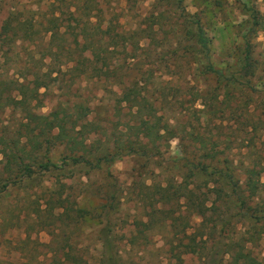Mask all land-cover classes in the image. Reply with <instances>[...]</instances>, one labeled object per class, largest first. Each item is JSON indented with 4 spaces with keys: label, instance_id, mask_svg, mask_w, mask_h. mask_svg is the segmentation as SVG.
Returning a JSON list of instances; mask_svg holds the SVG:
<instances>
[{
    "label": "rangeland",
    "instance_id": "1",
    "mask_svg": "<svg viewBox=\"0 0 264 264\" xmlns=\"http://www.w3.org/2000/svg\"><path fill=\"white\" fill-rule=\"evenodd\" d=\"M54 1L0 0V149H5L6 153H0V159H3L0 162V264H39L29 259L42 249L35 241L49 243L52 237L49 230L39 229L38 209L50 206V200L59 196H68L70 201H77L92 210L94 217L77 226L66 219L67 230L72 233L71 241H77L78 246L84 249L82 254L91 264L100 263L103 255L100 238L104 236L102 229L109 219L112 230L108 232V237L116 245L110 244L106 252L113 253L120 264H228L231 253L226 254L225 250L229 251L236 243L240 229H247L246 239L254 238L247 242L254 259L249 264H264V227L259 232L256 225L252 227L253 218L239 216L237 202L241 193L229 189L217 194L209 190L213 183L220 185L216 176L198 173L186 180L190 187L197 188L198 195L207 198V202L216 200L220 205L222 201H227L228 207H222L221 212L210 211L206 218H192L193 226L189 233L201 227L199 224H203L207 231L213 225L220 229L225 215L226 219H231L227 226L228 235L219 237L215 233L207 237L209 245L212 243L214 246L212 250H203L201 238H198L199 244L195 247L189 246V238L176 233L170 227L171 220L161 221L162 215L157 217L158 222L150 230L141 232L143 226H138L134 235L135 239L138 238L136 243L129 241L130 234L127 232L136 218L147 220L146 214L152 211V203L159 197L156 185L162 183L165 187L171 185L168 181L179 185L184 182L183 175L188 173L185 157L193 163L203 164L207 161L203 158L219 150L216 155L229 158L237 165L234 164L235 171L241 181L245 179L242 163L261 169L264 181V128L255 135L247 130L251 119H257L261 114L264 118V31H259L253 38L255 72L246 77L256 91L250 96H243L244 99L238 102L234 101L237 105L234 109L218 102L220 100L204 106L200 95L216 89L217 80L211 74H199L201 63L193 54L191 35L187 34L190 29L197 28L193 21L199 19L212 39V62L224 69L227 66L237 67L235 64L241 61L245 43L244 21L248 19L243 4L249 0ZM251 1L264 12V0ZM58 5L65 13L59 20L64 24L60 29L63 39L57 38L52 45L47 28ZM73 5L80 9L83 19L91 15L92 23L99 22L105 29L110 27L114 32L121 33L138 31L136 38L141 40V48L136 50L135 60L128 72L130 80L140 79L139 87L156 97L155 113L146 119L148 124L154 125L152 135L155 144L148 146L147 154H126L110 167L104 165L94 169L89 165L76 167L69 164L65 166V172L37 171L30 177L19 167L30 161L24 152L31 150L30 145L25 146V143L32 139V134L24 123L28 121L26 115L31 112L35 117L33 120L30 117L31 127L34 126L33 138L42 143L37 151L46 149V157L42 161L51 158L58 162L66 154L64 144L50 141L57 133V129L53 128L54 114L63 105L83 102L89 107L85 121L90 126L86 134L91 132L87 143L97 149V154L106 153L114 147L120 150L122 144L130 138L134 139L133 133L138 132L134 128L137 122L135 108L120 100L122 85L110 76L93 75L90 68L86 73L82 72V67L71 70L73 62L67 60L70 57L65 55L67 51L57 48L60 44L65 45L75 58H79L83 50L81 30L84 25L88 28L90 25H79L71 19L69 10H76ZM192 14L195 17L190 16ZM16 17H32L36 21L38 31L32 39L6 36L4 28ZM145 29L148 31L142 32ZM149 30L154 31L152 35L159 40V45L148 49V40L143 35H147ZM57 50L62 54L59 52L58 55ZM84 53L90 56L89 51ZM199 57L203 60L200 54ZM65 59L67 63L63 62ZM50 69L55 71L52 76ZM59 69L61 72H58ZM36 77L47 84L40 89L42 96L38 105L35 106L33 101L31 110H24L8 104L10 100L6 103L10 94L19 95L18 81L29 82L31 86ZM200 109L207 111L209 122L205 116H200ZM178 123L183 134L173 136L168 143L155 140L159 131L164 133V125L171 128ZM190 132L208 139V145L194 140ZM251 137L253 140H250ZM180 157L183 160H179ZM22 159L24 162L20 163ZM8 162L11 168H5ZM216 162L213 160L212 164ZM181 164L184 166L181 167ZM58 173H66L68 177L63 174L57 176ZM4 185L7 187L4 188ZM148 185H151L150 189ZM239 189L243 192V187ZM112 193L118 195L114 198L116 209L108 210L104 194ZM245 194L248 195L247 192ZM247 197L249 203L246 208L253 210L260 205L264 209V188L257 196ZM155 205L162 207L163 203ZM165 207L172 208V205L165 204ZM214 213L220 214V218ZM250 219L253 220L249 224L247 221ZM29 236L30 241L23 244L22 241ZM144 236L148 238L143 239ZM49 257H39L43 260L41 264H48Z\"/></svg>",
    "mask_w": 264,
    "mask_h": 264
},
{
    "label": "trees",
    "instance_id": "2",
    "mask_svg": "<svg viewBox=\"0 0 264 264\" xmlns=\"http://www.w3.org/2000/svg\"><path fill=\"white\" fill-rule=\"evenodd\" d=\"M62 1L64 0H55L53 3ZM73 6H75L74 8L76 10H69L71 19L79 25H90L89 28L84 25L81 30L83 36V50L80 53V57L75 58L72 55L73 53L65 45L60 44L61 46L57 48H61L60 50L62 51H67V54L65 55L70 56L67 57V60L73 62V65L70 67L71 70H76L82 67V72L86 73L88 68H90L93 75L110 76L114 78L117 83L122 85L120 100L127 103L131 108H135L134 116L136 117L137 122L134 124V128L138 132L133 133L135 135L134 139L130 138L127 142L122 144L123 149L121 148L119 150L114 147L106 153L97 154V149H94V147L91 148L87 143L91 132H89V135L86 134V129L90 126V123L85 121L89 114V107L83 102L74 103L72 105H63V107L57 110L54 114L53 128L57 129V133L53 134L50 141L53 140V142H55L54 144H64L66 154L63 155L58 162H55L51 158L42 161L43 158L46 157V149L44 151H37L42 143H40L38 139L33 138L34 126L31 127L32 122L30 117L32 120L35 119V117H33V112H31L26 115L28 121L24 123L25 128L32 134V139H28L25 143V146L30 145L31 150H29V152H24V154H26L25 156H27L30 161L29 163H25L22 159L20 163H24H22L21 167L18 166L21 172L25 170L30 177L36 174L37 171L50 170L51 172L52 170H58L57 172H65V166L69 164L76 167L89 165L94 169L101 168L104 165L110 167L118 158H121L126 154L134 152L147 154L148 146L150 144H155L152 135L154 134V125L148 124L146 119L155 113L154 101L156 97L153 95L150 96L147 91H143L142 88L139 87L140 79L134 78L133 80H130L131 77L128 72L130 64H132L133 59L135 60L136 50L141 48V40L136 38L138 31L121 33L117 31L114 32L110 27L105 29L99 22L92 23L91 15H87V18L83 19L81 16L82 13L79 12L80 9L77 8L76 5ZM243 6L245 14L248 15V19L244 21L245 43L243 44L244 48L240 55L241 61L238 60L235 64L237 67L233 68V66H227L224 69L221 66L218 67L212 62V39L207 35V32L203 25L200 24L199 19L193 21V24H196L197 28L195 30L190 29L187 33L191 35V48L193 49V54L198 56L199 62L201 63V67L198 68L199 74H211L217 80L216 89L205 91V93L200 95L204 106L220 100L218 102L234 109L237 107V105L234 104V101L238 102V100L244 99L243 96H250L256 91L246 77L255 72L253 69L254 60L252 59V42L253 38L259 31H264V12H261V10L255 5V2L251 0H249L247 4H243ZM57 9H54L52 18L50 19V26L47 28V31L51 34L50 44L52 45H54L57 38L62 37L60 29L64 25L63 23H60L59 20L65 13L59 5L57 6ZM59 13L60 15H58ZM190 16L195 17L193 14ZM35 26L36 21L32 17L25 19H19L16 17V19L8 23L4 29L6 36L8 37L16 36L17 39H32L38 31ZM147 31L148 29H145V31L142 32ZM152 34L154 35V31L149 30L147 35H143V38L146 37L148 40V49L151 46L159 45V40H157ZM85 51H89L90 56L86 55L84 53ZM59 52L61 53V51ZM59 52L57 50L58 55ZM199 54L203 57V60L200 59ZM63 62H66V59ZM120 69H122V71H120ZM53 72L55 71L50 69V76H52ZM58 72H61V70L59 69ZM17 84H19L18 87L20 88L19 95L15 97L10 94L6 103L10 100L8 104L24 108V110H31L33 101L36 102L35 106L41 102L42 93L40 92V89L47 86L40 77H36L31 86L29 85V82L23 83L18 81ZM245 101L248 103V100ZM213 109L214 107H212V110ZM198 112H200V116H205L206 121L209 122L210 117L205 109H200ZM178 126L179 123L173 125L171 128L164 125V127H162L164 133H160L159 131L155 140L157 142L167 141L168 143L169 139L173 136L183 134V132L180 133V128ZM175 128L176 130H174ZM263 128L264 118L262 114L257 119H251V123L247 124V130H251L253 135L256 133L258 134L259 129L262 130ZM190 136H192L194 140H201L202 145H208V139L204 137L201 138L194 132H190ZM250 140H253V137H251ZM250 140L248 142L249 144H252V141ZM217 152L218 154L220 153L219 150H214L212 151V155L203 158L207 160L205 161L206 163L203 164L193 163L191 159L185 157V164L186 168H188V173L183 175L185 180L180 185L168 181V184H171L170 186L166 185L164 187L162 183L155 186L159 191V197H157L155 203H152V211H148L146 214L148 217L147 220L144 221L136 218L127 230L130 234L129 241L131 243L137 242L138 238L135 239L134 235L136 234V230H138V226H143L141 232H144L145 229L150 230L153 225L158 222L157 217L160 215H162L161 221L163 222L171 220L170 227L175 229L176 233H181L189 238V246L195 247L199 244L198 238H201L204 251L206 249L210 251L214 247L212 243L209 245L207 237H212L215 233H218L219 237L228 235L229 230L227 226L231 219L229 217L226 219L227 215L224 216L225 219L224 222H221L220 229H218L219 227H217V225H213V227H210V230L207 231L206 228L202 226L203 224H199L201 227L198 226L194 232L189 233V230L192 229L193 226L192 218L194 216L206 218L210 211L221 212L222 207H228L227 201H222L220 205H217L216 200H213L212 203L207 202V198H202V196L197 194L196 187H190V183L186 180H188L189 177H195L198 173L205 174L209 177L216 176V180L221 182L220 185H215V183H213L214 186L209 187L210 191L213 190L219 194L221 191L227 192V190L232 189V191L236 190L238 193H241L242 195H239L237 202V206H240L239 216L253 218L254 222H252L253 219H250L247 222L249 224L252 222V227L256 225L260 232V229L264 227V209L259 205L260 207L255 206L253 210H250L249 208H246V204L247 202L249 203L247 196H249V198L257 196L264 188L261 169L250 164L246 165L245 163H242L245 179L241 181L240 176L236 175V164L234 161L229 158L223 159V157L216 155ZM0 153L5 155V149H0ZM2 160L3 159H0V162ZM179 160H183V158L180 157ZM213 160H216L217 162L212 164ZM35 163L37 165H34ZM183 166L184 165L181 164V167ZM6 167H10L9 162L5 164V168ZM61 174L68 177L66 173H58L56 175L59 176ZM6 187L7 185H4V188ZM150 187L151 185H148L149 189ZM242 187L243 192L239 189ZM245 192L248 193L247 196ZM115 197H118L115 193L104 194V199L106 200L105 206L108 207V210L116 209V205L114 204ZM67 198L68 196L52 198L50 200V206H46L40 210L38 209L39 229L49 230L52 238L49 243H42L39 240L35 241L42 249H40L35 257L31 255L29 259L36 260L37 263L41 264L43 260L39 259V257H48L50 255L48 264H91L82 254L84 249L78 246L77 241H71L72 233L67 230L68 223L66 219L69 220V222H72V225L77 226L86 219L94 217L92 210L86 206L79 205L77 201H70ZM52 202H54V204H52ZM156 203H163V205L162 207H157L155 205ZM165 204H171L172 208H166ZM71 212H74V215L69 216V213ZM252 214L254 216H252ZM214 215L220 218V214L214 213ZM131 227H135V229H132ZM110 230H112V226L109 219L102 229L104 236L100 238V242L103 255H101L102 258L100 259L99 264H120L113 253L106 252L107 247L110 248V244L116 245V242L108 237V232H110ZM246 230L240 229L239 238L236 243L231 245L229 251L225 250L226 254L231 253V259L228 264H249L254 260L251 251L247 248V242L254 240V238L251 236L249 239H246ZM105 234L107 237H105ZM145 238L147 239L148 237L144 236L143 239ZM29 241L30 236L26 237L22 243L25 244ZM218 244H220V242H218ZM225 245H227V243H225Z\"/></svg>",
    "mask_w": 264,
    "mask_h": 264
}]
</instances>
